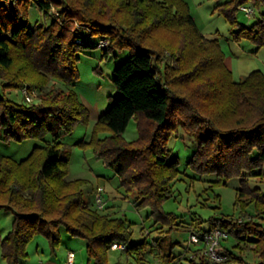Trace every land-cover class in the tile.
Returning a JSON list of instances; mask_svg holds the SVG:
<instances>
[{"label": "trees", "instance_id": "trees-1", "mask_svg": "<svg viewBox=\"0 0 264 264\" xmlns=\"http://www.w3.org/2000/svg\"><path fill=\"white\" fill-rule=\"evenodd\" d=\"M215 1L214 12L234 29L233 41L264 46V13L249 27L235 18L239 7L259 8L264 0ZM32 5L44 23L30 25ZM94 35L101 39L90 43ZM102 40L107 42L100 47L103 57L116 49L129 51L111 78L120 97L97 117L89 141L77 145L92 149L119 177L120 199L150 209L158 224L154 230H160L151 241L131 244L130 224L108 213L112 206L99 210L94 200L88 204L86 180L66 179L63 139L89 122L87 109L67 87L79 78L77 52L98 48ZM0 88L3 140L42 142L22 160L0 156V211L12 214L11 228L0 241L6 264H21L38 235L54 252L61 243L60 228L86 242L88 261L94 264H108L113 244L133 258L128 264H146L142 255L153 250L160 264H174L181 243L170 238L183 225L162 204L175 197L174 184L182 174L169 148L179 128L197 142L187 164L209 184L203 191L231 179L239 184L238 216L192 219L190 234H226L216 249L223 259L213 262L197 248L187 264H264V73L253 70L235 80L219 40L200 32L184 0H0ZM24 88L39 95L35 102L6 97ZM139 116L148 127L137 121L138 138L124 140L122 133ZM230 238L231 247L226 245ZM246 254L254 260L247 261Z\"/></svg>", "mask_w": 264, "mask_h": 264}, {"label": "rangeland", "instance_id": "rangeland-1", "mask_svg": "<svg viewBox=\"0 0 264 264\" xmlns=\"http://www.w3.org/2000/svg\"><path fill=\"white\" fill-rule=\"evenodd\" d=\"M184 1L205 36L219 40L221 49L225 54V65L235 80H242L252 70H261L264 73V46L259 47L247 40L233 41L230 33L234 30L233 27H230L222 16L214 12L215 0ZM246 6L253 7L251 4H246ZM253 10L254 14L250 17L238 10L235 18L239 24L251 26L260 18L261 13H264V4L259 8L253 7ZM46 22L48 23L49 20ZM29 23L31 26L36 23H44L34 5L29 10ZM99 39L101 37L98 35L88 37L90 43H95ZM102 52L100 47L80 48L77 52L79 60L76 63L79 78L75 84L67 87L76 93L78 100L87 109L89 122L77 125L73 133L63 139V143L68 149L66 179H84L87 181L83 187L84 199L91 206H93V200L99 189L103 196L104 206H107L108 203L109 206H112L107 212L125 219L130 224L133 233L131 244L139 243L144 239L151 241L153 237L160 234V230H154L158 224H155L154 219L150 216V209H136L130 201L120 199L116 192L120 186L119 177L101 159L96 157L92 149L77 145L80 142L89 141L97 117L120 97L111 82V78L114 68L128 57L129 51L116 49L108 57H103ZM49 86L50 84L44 91H47ZM2 94L3 91L0 88V95ZM30 94L33 102L39 97L37 93L30 92ZM6 97L17 103L24 100L23 92L18 91L7 92ZM137 121L139 124L141 123V127H148L145 125V120L139 116L136 121L132 120L122 133L124 140L133 141L138 138ZM104 136L105 134H101L100 138ZM46 138L50 139L51 136ZM41 144V141L33 139L21 143L6 142L3 140L2 131H0V156H8L19 161L25 158L32 148ZM196 145L197 142L194 137L188 135L181 128L169 140V148L179 158V170L182 173L179 180L174 184L175 197L162 204L166 213H173L181 217L183 225L181 226L182 231H174L170 238L172 241L181 243L175 249L176 261L174 264H187V257H190L194 249H197L196 246L188 242L189 234L194 227L192 224L196 221L192 219L207 220L211 216H238V209L234 206L235 190L239 185L238 180L231 179L226 186L211 187L203 191L209 184L201 181L203 179L195 174L187 164ZM216 195L219 196V199L215 198ZM11 222L12 214L0 211V241L8 234ZM203 226L206 224L204 223ZM59 233L61 243L54 252L43 236H36L27 245L28 257L21 260V264H66L68 251L74 253V264H94V261H88L86 242L83 239L70 236L63 228L59 229ZM226 243L227 246L231 247L233 239H228ZM156 252L157 250H153L142 255L148 261L144 260L146 264H160ZM107 257L108 264H128L129 260L131 263L134 261L133 258L130 259L131 257H127L120 250L108 251ZM245 258L249 262L254 260L252 254H246ZM0 264H6L1 258V247Z\"/></svg>", "mask_w": 264, "mask_h": 264}, {"label": "built area", "instance_id": "built-area-1", "mask_svg": "<svg viewBox=\"0 0 264 264\" xmlns=\"http://www.w3.org/2000/svg\"><path fill=\"white\" fill-rule=\"evenodd\" d=\"M239 10L244 12L248 17L252 16L254 14L253 7L249 6H241L239 7ZM75 34L79 35L81 29L76 26ZM99 47H106L107 42L102 40L98 43ZM21 92H23V98L27 103H32L33 100L31 99V94L30 92L24 88ZM94 204L97 207V209L102 210L104 207V202H103V196L102 193H100V190L98 189L97 194L94 199ZM226 237V234L219 231V230H213L209 231L206 233H198V234H190L188 242L191 245L196 246L197 248H202L203 252L210 257V259L213 262H219L223 258L221 255L216 251L217 247L219 246L220 241ZM121 246L117 244H113L111 249L116 250L120 249ZM74 260V253L69 251L67 253V260L66 264H73Z\"/></svg>", "mask_w": 264, "mask_h": 264}, {"label": "crops", "instance_id": "crops-1", "mask_svg": "<svg viewBox=\"0 0 264 264\" xmlns=\"http://www.w3.org/2000/svg\"><path fill=\"white\" fill-rule=\"evenodd\" d=\"M192 16V18L194 19V21H195V23H196V25H197V22H196V20H195V18H194V16L193 15H191ZM197 27H198V29L200 30V28H199V26L197 25ZM200 32L201 33H203L204 35H205V33L203 32V31H201L200 30ZM231 44V43H230ZM239 56H241V55H239ZM253 71V70H252ZM110 204L108 203V205L107 206H109ZM114 205V204H113ZM111 208V207H110ZM118 249H116V250H112V251H117ZM69 252V251H68ZM67 256V255H66ZM74 258H75V256H74Z\"/></svg>", "mask_w": 264, "mask_h": 264}]
</instances>
